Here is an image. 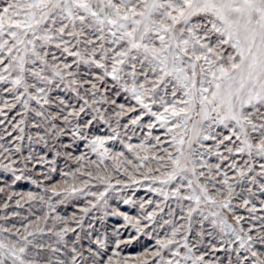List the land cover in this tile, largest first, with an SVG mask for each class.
Segmentation results:
<instances>
[{
  "label": "snow or ice",
  "instance_id": "6c2138e0",
  "mask_svg": "<svg viewBox=\"0 0 264 264\" xmlns=\"http://www.w3.org/2000/svg\"><path fill=\"white\" fill-rule=\"evenodd\" d=\"M0 264H264V0H0Z\"/></svg>",
  "mask_w": 264,
  "mask_h": 264
},
{
  "label": "rangeland",
  "instance_id": "374dc122",
  "mask_svg": "<svg viewBox=\"0 0 264 264\" xmlns=\"http://www.w3.org/2000/svg\"><path fill=\"white\" fill-rule=\"evenodd\" d=\"M26 186V185H25ZM148 242L150 243L151 241L150 240H148ZM129 250H136L134 247H132V246H130L129 247Z\"/></svg>",
  "mask_w": 264,
  "mask_h": 264
}]
</instances>
